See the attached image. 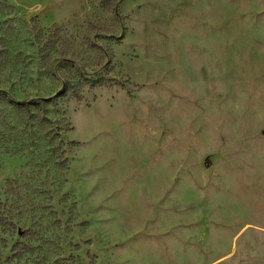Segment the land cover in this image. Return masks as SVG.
Segmentation results:
<instances>
[{"label":"rangeland","instance_id":"374dc122","mask_svg":"<svg viewBox=\"0 0 264 264\" xmlns=\"http://www.w3.org/2000/svg\"><path fill=\"white\" fill-rule=\"evenodd\" d=\"M0 89V264H264V0H0Z\"/></svg>","mask_w":264,"mask_h":264},{"label":"trees","instance_id":"16d2710c","mask_svg":"<svg viewBox=\"0 0 264 264\" xmlns=\"http://www.w3.org/2000/svg\"><path fill=\"white\" fill-rule=\"evenodd\" d=\"M55 26L56 25H54L53 28H56ZM52 35H54V34L51 33L49 38L52 37ZM49 43H50V40L47 39L45 43L42 42L41 45L39 46V53H40L41 60L43 62L46 60V57L49 56V50L52 49L51 47L48 46ZM95 83L96 84H102L103 83V78L96 80ZM77 84H78V82L75 80V77L70 75V76H67V78L65 79V81L62 84V87L53 96H49V97H46V98H43V99H35V100H32V101H14V100L8 98V101L13 106H15V107H17L19 109L23 108L24 110L27 111V113L29 115H32V111L30 110L31 107H37V108H39L40 111L41 110L43 111L46 108L45 107V103L46 102L54 101L55 97L64 94L68 89H71L72 96L74 98H77V99L81 100L83 98V96L78 91ZM5 94H6L5 91L0 89V95H5ZM46 119L47 118H44V120H46Z\"/></svg>","mask_w":264,"mask_h":264}]
</instances>
